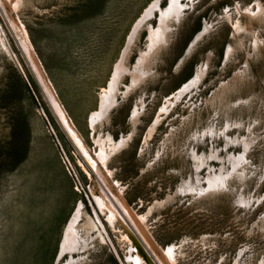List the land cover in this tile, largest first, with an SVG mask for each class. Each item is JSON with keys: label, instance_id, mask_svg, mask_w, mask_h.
Returning <instances> with one entry per match:
<instances>
[{"label": "rangeland", "instance_id": "rangeland-1", "mask_svg": "<svg viewBox=\"0 0 264 264\" xmlns=\"http://www.w3.org/2000/svg\"><path fill=\"white\" fill-rule=\"evenodd\" d=\"M152 1L0 0V264H56L80 204L81 226L96 208L107 241L93 229L84 264H156L146 239L167 264H264V0H180L166 31L157 9L128 47ZM10 18L146 239L102 191ZM127 48L125 68L143 56L137 83L125 72L92 126Z\"/></svg>", "mask_w": 264, "mask_h": 264}, {"label": "bare ground", "instance_id": "bare-ground-1", "mask_svg": "<svg viewBox=\"0 0 264 264\" xmlns=\"http://www.w3.org/2000/svg\"><path fill=\"white\" fill-rule=\"evenodd\" d=\"M19 1L20 0H14L15 5L17 3H19ZM170 1H171V5L166 10L159 7L160 6L159 0L152 1V3L145 9L142 16L138 19V21L134 25L133 30L131 32V36L129 38L128 47H129V43L131 45V42L133 41V37L136 35L138 28L144 22L145 18L148 17V15H150L155 10L159 9L160 13H161L160 26L158 27V30L160 28H164V31H166L167 23H169V21H170L167 19V15H170L172 17H176L177 15L182 14V12H183L182 9L185 8V4L182 5L180 0H170ZM10 19H11V22L13 23V27L18 32V35H19L20 40H21V44L25 48V51L27 52V54L30 56V58H31L30 60H32V62H33V63L32 62L31 63L34 64L33 67H35L36 73L40 77L41 81L43 82V84L46 87L48 94L50 95V98L52 100V104L55 107L56 113L59 117V120L61 121V124L63 125L66 132L69 134V137H71L73 139L74 144L76 145V147L78 148V150L80 151L82 156L85 158V160L89 164V167L92 169V171L98 172V174L102 177L103 180L100 178V180L102 181L101 182L102 191L107 196V198L110 200V202L119 209L120 213L122 214V218H124V221L127 222V224L130 227H132V225L130 224V220H129V219H131V221L135 224V225L133 224L134 227H137V230L145 238L144 233L141 231V229H142L140 227L141 222L137 218H134L133 215H131V213L128 211V209L126 208L124 203L121 201V198L119 197V195L114 192L113 186L110 185L107 175L102 170L101 163L106 165V160H107V156H106L105 151L101 148V152L97 155L98 156L97 158L90 153V151L88 150L86 144L84 143V140L82 139L81 134L79 133L78 129L76 128V126L74 125L72 120L70 119L65 108L62 106V103L60 102L59 98L56 97L55 92L53 90V87L50 84V82L48 81V77L45 76L46 72H44L42 67L39 65L40 62L39 63L37 62L36 58H38V56L36 54L35 48L32 44V41L30 39V36L28 35L26 28L24 27L22 22H20V21L18 22L16 19H13V18H10ZM153 29H151V31H150V34L152 37L151 41L155 40V32L156 31H154ZM168 29H169V27H168ZM202 34H203V32L199 34V36L197 37V40L200 36H202ZM197 40L192 42V47L195 46ZM1 43L3 44L2 47H4L11 54L10 48L7 47V43L2 39V37H1ZM127 51H128V48L126 49V51L123 54V59L121 60V63H119L115 66V69H114L115 71L113 73L112 80H111L110 85H109L110 88H109V90L105 89V91H104L105 94L101 98L102 100L100 103L99 110H96L91 114L92 126L95 124V122L97 121L98 118H100L101 116H107L106 111L107 110L109 111L111 106H113L116 103L115 98H116V93L118 90L119 81H120L121 76L125 72L130 74L131 78H132L131 85L128 86V88L132 87V85L137 83V80H138L137 75H138L139 70H140L139 65L143 59V56L139 58L138 64L134 68L128 69V68H125L123 63H122V61L125 58V54ZM203 66H204V64H203ZM203 73H204V69L197 71L196 77L194 79L192 78V80L189 83H186L185 86H183V88L180 86V89H178V91H177L178 93L175 95L177 96V95L184 93L192 85L196 84L200 80V78L202 77ZM139 75H141V74H139ZM134 112H138V110L137 111L134 110ZM126 143H127V138L122 137L121 141L119 142V145H124ZM113 145H115L114 142H113ZM99 158L101 160V163L99 161ZM216 179H217V181L219 179V181L221 183L226 180L220 176L217 177ZM209 183L211 185L210 187H213V181L209 182ZM199 190L202 192V194L206 193V191L203 188H201ZM81 208L82 207L80 204L78 206L77 210L75 211V213L73 214V216L71 217V219L69 220V222H67V224L65 226V229L63 231V236H62V239L60 241V246H59V251H58L59 257L57 258L56 264H59V260L62 258V256L64 254L66 256L68 255V259L66 260L65 264H84L85 256L82 252H84L85 247H88L89 240L93 239V237L90 235V233L93 229L96 230V232L98 233L97 235H99L100 237H102L104 239V241H106V233H105V230L102 226V222L98 216V210L95 208V215L94 216H92V217L87 216L88 217V224H87V227H84L85 225L81 226V224H80L82 214H83V210ZM109 209L111 210L112 215H113V213H116L115 208L114 209L109 208ZM134 227H132V229L136 235L137 233L135 232L136 230H134ZM137 236H140V235L137 234ZM146 242L148 243L151 250L158 255L162 264L163 263L167 264V262H165L163 260L162 256L157 253V251H156L155 247L152 245L151 241L146 239ZM144 247H145V250L148 249L146 246H144ZM173 248H174V246L168 247V250H167V252L169 251L170 258L169 257L168 258L170 259V261L172 260V257H173V251H172ZM153 252H151L149 250L148 255L151 256L154 259V261H156V264H159ZM132 256H130V258H128V259H132ZM137 259L138 258H136V264H139V261H141V260H139V259L137 260ZM171 262H173V260Z\"/></svg>", "mask_w": 264, "mask_h": 264}, {"label": "water", "instance_id": "water-1", "mask_svg": "<svg viewBox=\"0 0 264 264\" xmlns=\"http://www.w3.org/2000/svg\"><path fill=\"white\" fill-rule=\"evenodd\" d=\"M141 32V31H140ZM139 37V36H138ZM58 257H59V254H58Z\"/></svg>", "mask_w": 264, "mask_h": 264}]
</instances>
